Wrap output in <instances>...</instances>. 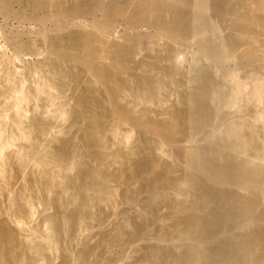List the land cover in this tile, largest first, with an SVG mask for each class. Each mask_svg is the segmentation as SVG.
<instances>
[{
	"label": "bare ground",
	"instance_id": "6f19581e",
	"mask_svg": "<svg viewBox=\"0 0 264 264\" xmlns=\"http://www.w3.org/2000/svg\"><path fill=\"white\" fill-rule=\"evenodd\" d=\"M77 1L0 0V264H264V0Z\"/></svg>",
	"mask_w": 264,
	"mask_h": 264
},
{
	"label": "rangeland",
	"instance_id": "374dc122",
	"mask_svg": "<svg viewBox=\"0 0 264 264\" xmlns=\"http://www.w3.org/2000/svg\"><path fill=\"white\" fill-rule=\"evenodd\" d=\"M92 1L93 0L77 1V3L81 2V5L83 6V9L85 10L86 13H91V15H87V18H86L87 20L84 19L85 23H88L90 20L94 19V15H96L94 14V12L88 11L89 10L88 7L92 4ZM21 7H22L21 5L15 3L13 5L14 13L10 16H7L3 14L2 12H0V48L1 50L5 52V54L8 57L13 59L14 61L16 60V58H20L18 59L19 61L18 60L15 61V64L20 65L21 68L25 70L26 72L25 80L27 81V83H30L35 80V74L33 73H36L35 71H37L38 69L37 68L35 70L34 68L36 65L35 60L37 59V57L27 54L25 52L18 53L15 51V47L17 43H20L23 40H28L29 38H31L30 29L32 26H36V24L30 18L26 16H20L21 14L20 15L17 14V13H28V12H25V8L23 7L21 8ZM82 19L83 18L78 19L79 22ZM88 19L90 20L88 21ZM116 27L118 31H122V32L124 31V24L122 23L121 20L117 21ZM142 29L144 31L149 30L146 27H143ZM181 54H182L181 57H184V59L183 58L182 59L187 65H190L192 63H194L195 65H202L204 63V60L202 59V56L200 55L198 48L196 49V46L194 45L186 47L185 50H183ZM23 59L25 60V62ZM26 62H30V67L27 63L29 69L26 67L27 65L25 66V68L22 66ZM31 64L33 68L31 67ZM217 68L220 69V67H216V69ZM230 68L232 67L230 66Z\"/></svg>",
	"mask_w": 264,
	"mask_h": 264
}]
</instances>
